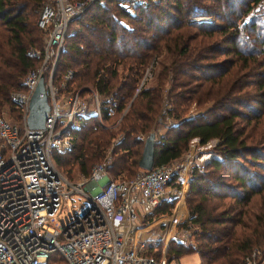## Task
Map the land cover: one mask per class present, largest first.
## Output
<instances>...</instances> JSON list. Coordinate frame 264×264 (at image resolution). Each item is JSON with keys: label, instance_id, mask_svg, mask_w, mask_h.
<instances>
[{"label": "trees", "instance_id": "trees-1", "mask_svg": "<svg viewBox=\"0 0 264 264\" xmlns=\"http://www.w3.org/2000/svg\"><path fill=\"white\" fill-rule=\"evenodd\" d=\"M41 2L0 0V112L16 121L10 94L38 64L26 52L40 45ZM195 15L208 19L189 18ZM71 25L55 73L69 68L67 89L95 92L105 124L93 115L78 117L69 130L71 147L52 152L57 169L68 179L70 170L85 177L108 155L109 177L130 178L154 119L170 116L175 122L169 125L155 122L164 131L153 144V166L177 159L192 139L212 144L202 170L192 169L187 181L186 219L179 226L191 242L169 240L166 258L196 253L201 264H243L252 247L264 258L263 0H159L131 11L117 0H95ZM149 60L157 70L146 86L140 79ZM167 74L165 101L172 107L161 109ZM190 103L208 105L181 118L180 106ZM171 206L160 205L148 219Z\"/></svg>", "mask_w": 264, "mask_h": 264}, {"label": "built area", "instance_id": "built-area-1", "mask_svg": "<svg viewBox=\"0 0 264 264\" xmlns=\"http://www.w3.org/2000/svg\"><path fill=\"white\" fill-rule=\"evenodd\" d=\"M94 1L42 0L36 18L40 45L26 52L38 64L24 73L22 88L10 94L19 119L10 121L0 114V264H179L178 258H166L168 235L176 242L182 238L191 242L188 230L179 226L186 214L177 207L183 187L175 184L174 176L183 169L202 170L203 163L194 160L197 143L188 144L183 169L172 160L147 170L139 168L130 178L107 176V156L77 180L66 178L52 161L53 151L71 147L69 130L78 117L101 119L95 92L67 89L71 70L58 74L54 70L64 39L73 32L71 21ZM157 1L117 0V4L131 11ZM192 19L202 21L208 16ZM39 76L49 107L43 125L28 128V100ZM171 202L169 213L150 218L164 220L168 230L156 249L158 255L155 250L146 253L141 234L150 225L148 216ZM243 264H264L260 250L252 247Z\"/></svg>", "mask_w": 264, "mask_h": 264}, {"label": "rangeland", "instance_id": "rangeland-1", "mask_svg": "<svg viewBox=\"0 0 264 264\" xmlns=\"http://www.w3.org/2000/svg\"><path fill=\"white\" fill-rule=\"evenodd\" d=\"M264 2V0H263ZM252 7H254V5H252ZM38 9L39 7L37 8V12H38ZM250 12H251V8L248 10V12L246 14H244V17L245 18H248L250 16ZM38 14V13H37ZM195 16H204V15H195ZM191 20H193V16L189 17ZM196 21V20H194ZM72 30H74L73 26L71 25L70 27ZM162 53V52H161ZM164 53H162L163 55ZM161 55L155 57L156 60L157 58H160ZM152 61L149 60L148 64L145 66V68L143 69V74L141 75V79H140V83H143L147 86V85H150V84H153V81H154V73L155 71L157 70L156 69V66H155V63L152 65ZM152 69H154V72H152ZM186 77H184L185 79ZM168 79H169V75L167 74L166 75V78L164 80H162V86H161V109L165 108V107H172V104L171 103H167L165 100H167V96H166V91H167V88H168ZM86 86V85H85ZM208 105V103H204V104H201V105H194L193 103H190L189 105L187 106H180L179 110H183V112H180V116L181 118H185V117H188V116H191L192 114L196 113L197 111H200L202 109H204L206 106ZM127 107V104L125 105V107L123 108V110H121V114L122 112H124L125 108ZM0 114H2L5 118L9 119V120H14L16 121V119L11 115V114H8L4 109L1 110ZM95 120L99 123V124H105L104 121L102 120V117L100 119V121H98L96 118ZM175 119L174 118H171L170 116L167 117V116H164V118H162L161 116H157L155 119H154V123L152 125V127L149 129V131H153L154 133V138L156 140L157 138V135L159 132H163L164 131V128H161L160 125H156L155 122H162L163 124L165 125H169L171 124L172 122H175L174 121ZM118 121V119H116L112 124L110 125H107L106 127H110V126H114V124H116V122ZM148 131V132H149ZM191 142H195L197 143V140L195 139H192L188 142L191 143ZM212 144V143H208V144H204V146L202 145H199L197 144V150L195 151V162L197 163H200L202 162L203 163V155H205V150L208 149V147H210L209 145ZM187 148H188V145H187ZM187 148L186 150H184L181 155L175 159V161H177L176 163L177 164H180L182 165V169L184 168V166H186V163H185V153L187 152ZM56 152V151H55ZM102 159H105V157H103ZM53 161V160H52ZM109 161V157L107 155V160L105 162V166L107 164V162ZM93 165V164H92ZM74 170H70L69 172V179L70 180H77L79 178H82L80 175L76 174L73 172ZM198 171V170H196ZM189 170L186 169V171H184V169L181 171L180 174H175L174 176V182L175 184H177L178 186H181L183 187L182 190H183V196H182V209L184 208L185 209V202H184V196L186 194V190H187V181H188V177H189ZM107 176H109L108 173H106ZM183 209V210H184ZM146 220V219H145ZM145 220L143 222H141L142 224L145 223ZM150 222V225L148 227H145L143 230H146L145 233L141 234L142 236H144V250L145 251H148V250H156L160 247L162 241H163V238L168 230V226L167 224L165 223L164 220H161V221H157L156 219H148ZM60 222H63L62 220V217H60ZM147 228V229H146ZM169 233V232H168ZM170 234V233H169ZM168 240H172L170 238L171 234L168 235ZM190 238V237H189ZM175 241V240H173ZM176 242V241H175ZM188 241H186V238H182V242L181 243H187ZM155 248V249H153ZM181 258L179 259L178 263L179 264H190V263H194V262H198V257L196 254L194 253H190V254H186V255H183V256H180Z\"/></svg>", "mask_w": 264, "mask_h": 264}, {"label": "water", "instance_id": "water-1", "mask_svg": "<svg viewBox=\"0 0 264 264\" xmlns=\"http://www.w3.org/2000/svg\"><path fill=\"white\" fill-rule=\"evenodd\" d=\"M48 103L43 89V78L39 76L30 93L25 123L28 128H40L43 125L44 115L48 110ZM153 132H148L143 138L137 166L141 169H150L153 166Z\"/></svg>", "mask_w": 264, "mask_h": 264}, {"label": "crops", "instance_id": "crops-1", "mask_svg": "<svg viewBox=\"0 0 264 264\" xmlns=\"http://www.w3.org/2000/svg\"><path fill=\"white\" fill-rule=\"evenodd\" d=\"M208 144V143H207ZM202 146H204V145H202ZM205 155H203V157H202V159H203V162L205 161V159L208 157V155H209V153H208V151L207 150H205V153H204ZM184 209V208H183ZM184 213L186 214V211H185V209H184ZM190 254V253H189ZM194 254H196V253H194ZM181 257H179L178 258V261H179V259H180Z\"/></svg>", "mask_w": 264, "mask_h": 264}, {"label": "bare ground", "instance_id": "bare-ground-1", "mask_svg": "<svg viewBox=\"0 0 264 264\" xmlns=\"http://www.w3.org/2000/svg\"><path fill=\"white\" fill-rule=\"evenodd\" d=\"M177 207L180 209L182 208V199L180 198L178 203H177Z\"/></svg>", "mask_w": 264, "mask_h": 264}]
</instances>
